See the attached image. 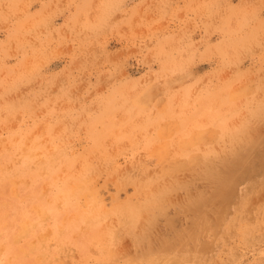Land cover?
<instances>
[{
  "label": "rangeland",
  "instance_id": "rangeland-1",
  "mask_svg": "<svg viewBox=\"0 0 264 264\" xmlns=\"http://www.w3.org/2000/svg\"><path fill=\"white\" fill-rule=\"evenodd\" d=\"M262 240L264 0H0V264Z\"/></svg>",
  "mask_w": 264,
  "mask_h": 264
},
{
  "label": "bare ground",
  "instance_id": "bare-ground-1",
  "mask_svg": "<svg viewBox=\"0 0 264 264\" xmlns=\"http://www.w3.org/2000/svg\"><path fill=\"white\" fill-rule=\"evenodd\" d=\"M144 96H145V95H144ZM144 96H143V97H144ZM144 103H145V102H144ZM245 154H246V153H245ZM233 156H235V155H233ZM259 157H262V156H259ZM239 160H240V159H239ZM248 161H249V160H248ZM252 162H253V161H252ZM254 162H255V161H254ZM246 166H247V165H246ZM255 166H256V165H255ZM216 167H217V166H216ZM216 167H215V168H216ZM253 167H254V166H253ZM257 167H258V166H257ZM247 168H248V167H247ZM251 168H252V166H251ZM244 169H245V168H244ZM248 169H249V168H248ZM256 169H257V168H256ZM258 169H259V168H258ZM257 173H258V172H257ZM249 174H250V173H249ZM246 175H247V174H246ZM259 176H260V174H259ZM250 177H251V176H250ZM250 179H252V178H250ZM237 182H238V181H237ZM237 182H236V183H237ZM248 182H249V180H248ZM248 182H247V183H248ZM238 183H240V182H238ZM217 184H218V183H217ZM247 185H248V184H247ZM236 186H237V185H236ZM235 196H236V194H235ZM230 199H231V198H230ZM230 201H231V200H230ZM238 202H239V201H238ZM193 203H194V202H193ZM195 204H196V203H195ZM225 206H226V205H225ZM206 217H207V216H206ZM204 218H205V217H204ZM250 218H251V217H250ZM223 219H224V218H223ZM206 223H207V222H206ZM224 223H225V222H224ZM248 223H250V222H248ZM225 224H226V223H225ZM208 226L210 227V225H208ZM196 231H197V230H196ZM213 232H214V231H213ZM208 233H210V232H208ZM228 235H229V234H228ZM228 235H227V236H228ZM207 236H208V235H207ZM209 237H210V236H209ZM220 239H221V237H220ZM221 240H222V239H221ZM262 241H264V240H262ZM209 249H211V248H208V250H209ZM167 254H168V253H167ZM191 254H192V253H191ZM191 254H190V255H191ZM182 256H183V255H182ZM185 257H186V256H185ZM194 257H195V256H194ZM186 258H187V257H186ZM195 258H196V257H195ZM202 258H203V257H202ZM192 259H193V258H192ZM192 259H191V261H192ZM165 263H166V262H165ZM169 263H170V262H169ZM183 263H184V262H183ZM167 264H168V263H167ZM170 264H171V263H170ZM174 264H175V263H174Z\"/></svg>",
  "mask_w": 264,
  "mask_h": 264
}]
</instances>
